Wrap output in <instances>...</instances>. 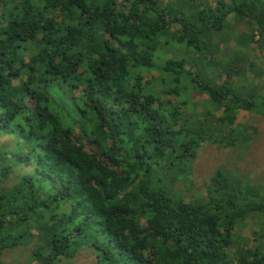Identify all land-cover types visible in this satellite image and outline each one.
<instances>
[{
    "label": "trees",
    "instance_id": "obj_1",
    "mask_svg": "<svg viewBox=\"0 0 264 264\" xmlns=\"http://www.w3.org/2000/svg\"><path fill=\"white\" fill-rule=\"evenodd\" d=\"M247 74L264 0H0V258L264 264V227L235 233L264 220L259 184L217 169L192 201L170 189L204 143L253 139L234 125L264 117Z\"/></svg>",
    "mask_w": 264,
    "mask_h": 264
},
{
    "label": "rangeland",
    "instance_id": "obj_2",
    "mask_svg": "<svg viewBox=\"0 0 264 264\" xmlns=\"http://www.w3.org/2000/svg\"><path fill=\"white\" fill-rule=\"evenodd\" d=\"M246 77L255 81L258 86L260 85L259 88L264 90V75L262 80L254 78L251 74H247ZM234 125H238L239 129H248L246 125L254 127V131H247L253 139L244 146L235 148L218 149L216 145L211 143L201 145L197 149L196 158L189 164L188 185L172 184L170 186V189L175 191L174 195L179 198L182 196L185 202L194 200L203 194V185L209 182L206 178L217 169H225L229 172L237 169L238 173L243 176V180H247L246 182L252 185L259 184L264 189V117L239 111ZM238 178L240 179L239 176ZM263 227V218L253 219L249 220L244 228H236L235 233L237 237L242 235L252 240L253 230L257 232ZM34 233L36 232L34 231ZM249 245L251 246L252 243ZM236 246L239 244L236 243ZM31 249L32 244L8 249L3 253L0 260L2 264H31L29 263ZM58 264H92V257L87 251H82L73 259Z\"/></svg>",
    "mask_w": 264,
    "mask_h": 264
}]
</instances>
